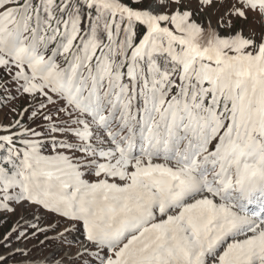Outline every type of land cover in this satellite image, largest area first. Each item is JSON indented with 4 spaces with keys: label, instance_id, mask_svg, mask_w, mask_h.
Masks as SVG:
<instances>
[{
    "label": "snow or ice",
    "instance_id": "6c2138e0",
    "mask_svg": "<svg viewBox=\"0 0 264 264\" xmlns=\"http://www.w3.org/2000/svg\"><path fill=\"white\" fill-rule=\"evenodd\" d=\"M0 264H264V0H0Z\"/></svg>",
    "mask_w": 264,
    "mask_h": 264
},
{
    "label": "rangeland",
    "instance_id": "374dc122",
    "mask_svg": "<svg viewBox=\"0 0 264 264\" xmlns=\"http://www.w3.org/2000/svg\"><path fill=\"white\" fill-rule=\"evenodd\" d=\"M33 244L35 243V241L32 242ZM37 252H39V249H37Z\"/></svg>",
    "mask_w": 264,
    "mask_h": 264
}]
</instances>
